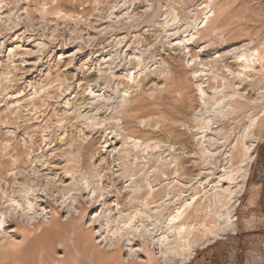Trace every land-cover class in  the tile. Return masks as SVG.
Wrapping results in <instances>:
<instances>
[{"label":"rangeland","instance_id":"obj_1","mask_svg":"<svg viewBox=\"0 0 264 264\" xmlns=\"http://www.w3.org/2000/svg\"><path fill=\"white\" fill-rule=\"evenodd\" d=\"M207 1L0 0V169L12 170L0 177V209L21 219V206L41 200L48 229L23 264L49 263L54 249L64 264H264V77L248 95L233 76L244 44L264 53V0H213L205 29L196 9ZM133 105L130 138L122 118ZM223 177L244 186L235 208L218 205ZM174 217L183 237L169 230Z\"/></svg>","mask_w":264,"mask_h":264},{"label":"bare ground","instance_id":"obj_2","mask_svg":"<svg viewBox=\"0 0 264 264\" xmlns=\"http://www.w3.org/2000/svg\"><path fill=\"white\" fill-rule=\"evenodd\" d=\"M213 0H209L207 1L206 3H204V7L203 5L199 6V8L196 9L197 12H199V10H203L202 12V19L199 23V26H201V24L204 26L202 28H205V29H208V26L210 25L209 22H210V18L213 17V12L212 10L210 9V4L212 3ZM199 15V14H198ZM197 15V16H198ZM196 16V14H194V17ZM199 17V16H198ZM196 18V17H195ZM194 18V19H195ZM198 19H196L195 21L197 22ZM193 21V22H195ZM199 22V21H198ZM212 24V23H211ZM190 27V25H189ZM207 27V28H206ZM212 27V26H211ZM186 28V27H185ZM201 28V27H200ZM213 28V27H212ZM196 29V26L194 25L193 27V31H197ZM201 30V29H199ZM211 30V29H210ZM185 31V30H184ZM214 31V30H212ZM186 32V31H185ZM199 32V31H198ZM195 32L193 35V38L190 39L189 38V35L187 36L186 40L182 41V46L186 47L185 49H189L190 46H195L199 41L200 39L202 38H199V34L200 32ZM241 32V31H240ZM187 33V32H186ZM192 33V32H191ZM203 33V32H202ZM213 33V32H212ZM214 36V35H213ZM204 38V37H203ZM185 39V38H184ZM191 41H193L191 43ZM202 41V40H201ZM257 41V40H256ZM202 44V43H201ZM204 44V43H203ZM209 44V43H208ZM253 43L252 42H249V44H244V52L245 53H242L241 55L237 56L235 58V63L238 65V67L241 69H237V70H240L239 72L233 74V76L235 77V82H240V85L244 86L243 87V90L245 89V87H249L250 90H249V94L253 93L257 88L259 89L260 87V83H261V78L264 77V53L260 52L259 50H251L249 49L250 46L252 45ZM254 45V44H253ZM209 48V47H208ZM109 50V49H108ZM207 47L206 49L204 48L203 52H207ZM192 52V50L190 51ZM196 53V52H195ZM111 54V53H110ZM193 54V53H192ZM194 55V54H193ZM192 56V55H191ZM198 59V58H197ZM222 59V58H221ZM234 59V58H233ZM233 61V60H232ZM208 63V62H207ZM229 63V62H228ZM211 64V63H210ZM235 65V64H234ZM113 66V65H112ZM229 66V65H228ZM228 66H226L228 68ZM226 68V69H227ZM227 70H230V69H227ZM232 70V69H231ZM234 72L235 69H233ZM233 73V72H232ZM231 73V74H232ZM232 76V75H231ZM261 77V78H260ZM111 81V80H110ZM169 83L173 84V88L178 90L181 94L184 95V97L186 98L188 96V92H187V89H186V84H184L182 82V80L180 79V77L176 76L175 74H172L170 79L168 80ZM167 81V82H168ZM248 83H250L249 85H247ZM172 86V85H171ZM116 89V88H115ZM171 89V88H170ZM169 90V88H168ZM21 93V92H20ZM51 95V94H50ZM240 96V95H239ZM57 97V96H56ZM58 98V97H57ZM241 98V96H240ZM250 98V97H249ZM184 99V98H182ZM138 100V99H137ZM243 100V99H242ZM136 101V100H135ZM245 101L247 102L246 105H249V106H257V103L254 102V101H248V98L246 97L245 98ZM138 103V102H137ZM140 103V102H139ZM184 103V102H183ZM259 103V102H258ZM133 104V103H132ZM261 104V103H260ZM81 105V104H80ZM155 105V104H154ZM93 106V105H92ZM135 106V105H133ZM140 105H138L137 107L135 106V108H132L130 110H127L125 112V114H123V118L122 120L124 121V127H123V131L126 135V137H133V136H129V135H133V133L135 132L134 130L132 131L133 133H131V124H133V122H135L136 120H138L136 117V115L138 116L137 113H135V115H133V111L135 112V110L137 111L138 110V107ZM144 106V105H143ZM259 106V105H258ZM131 107V105L129 106ZM142 107V106H141ZM76 108V107H75ZM141 109V108H140ZM139 109V110H140ZM107 110V109H106ZM143 110H145L143 108ZM161 111V110H160ZM146 112V111H145ZM143 114V113H142ZM141 116V115H139ZM238 116V115H237ZM147 117V116H146ZM107 121V120H106ZM65 122V121H64ZM98 123L99 121H95L94 120V123ZM135 124V123H134ZM133 124V125H134ZM59 125V124H58ZM71 125V124H70ZM100 127V126H99ZM136 128V127H134ZM83 133V132H82ZM135 134V133H134ZM138 134V133H137ZM89 139V138H88ZM91 139V138H90ZM71 141V140H70ZM126 142V141H125ZM106 143V142H105ZM94 143H89V147L85 150V157L86 159L89 157L91 158V160H94L96 159V150H94ZM88 146V145H87ZM10 150V149H9ZM98 150V149H97ZM249 151V149H248ZM1 156V155H0ZM9 157V156H8ZM3 158V157H1ZM16 159V158H15ZM12 161V160H11ZM228 161V160H227ZM14 162V161H13ZM93 162V161H92ZM17 163V162H16ZM7 167L9 164H5ZM16 165V164H14ZM18 165V164H17ZM5 166L6 169H4L5 171L3 172V170L0 169V177L4 178V175L6 176L7 174H9L12 170H10L9 168H7ZM4 168V167H2ZM62 170V169H61ZM123 173V171H122ZM8 176V175H7ZM126 176V175H125ZM242 180L240 181L243 185H245V181L247 179V173L245 175H243L242 177ZM8 179V178H7ZM10 181V180H9ZM192 181V180H191ZM230 179L229 178H225L223 177L222 178V182L225 183V184H228L227 188H222V190L220 191L219 194H217V192H219L218 190L216 191L215 189V192H216V195H218V197H220V194H221V198L223 195H227L226 197V200L225 201H228V203L226 204V202L224 201V199H222L223 201L217 200L218 202V205H220V207L224 208L225 206L227 207V205H231L233 204V208L236 207V205L239 203V199L241 198L242 196V191H243V188L244 186L236 189V187H232L231 184H229L230 182ZM8 182V181H7ZM221 182V181H220ZM229 182V183H228ZM213 189V188H212ZM239 189H241L240 191H238ZM94 190V189H93ZM97 192V191H96ZM96 192L94 191L93 192V195L96 197ZM28 193V192H26ZM29 194V193H28ZM215 194V193H214ZM56 197V196H55ZM46 198V197H45ZM217 199H220V198H217ZM30 200V199H29ZM14 201V200H13ZM41 202V200H39ZM38 201V202H39ZM94 201V200H93ZM99 201V200H98ZM97 201V202H98ZM11 202V201H10ZM37 203H35L34 205V201L32 202H27V208L25 205L21 206L23 212L25 213L26 210H28V213H25V214H22V218L18 219V218H12V216L9 214V212H11V210L8 209V211H5L3 209H0V264H23L25 262H30V260L34 261V257H35V252L33 250V248L35 247V244H36V240H35V236L39 233H41V231H44L45 229V232L48 230L47 227H45V225H43L39 220L38 218L36 217L37 216V212L38 211H42V213H44L46 211V208L44 207V205H39ZM225 202V203H224ZM17 203V202H16ZM120 203V202H119ZM224 203V204H223ZM217 205V204H216ZM20 205H18L17 203V207H19ZM13 208V207H12ZM20 208V209H21ZM49 209V216H50V219H51V223H59V218L57 217V215L59 214L57 209L53 208V207H50L48 206L47 207ZM221 208V209H222ZM218 209V208H217ZM73 210V209H72ZM75 210V209H74ZM73 210V212H74ZM220 210V209H219ZM73 212H70L69 211V218L74 220V214ZM30 213H32L31 215L33 217H30L31 219V225L27 226V225H24L22 224L23 223V219L25 217H28L30 215ZM80 208L78 209L77 211V214H80ZM13 214V213H12ZM15 215V214H14ZM13 215V216H14ZM48 216V215H47ZM21 217V216H20ZM95 217V216H94ZM215 219L217 220V222H221V221H224V224H226L227 227H225V229H222L224 230V232L226 233L227 231H230V229L232 228L233 231L235 229V223L237 222V219H235V216L230 218L228 216L227 213H224L220 210L219 213L215 214ZM190 218V217H189ZM207 218V217H206ZM178 218L177 217H174V219L170 222L171 226L172 225H175V224H172L174 223ZM179 220V219H178ZM185 220V219H184ZM76 221V220H75ZM118 222V221H117ZM182 222V221H181ZM213 222V221H212ZM216 222V221H215ZM95 221H91V224L90 226L93 227ZM107 223H110V220L108 219L107 220ZM179 223V222H178ZM212 224V223H211ZM221 224V223H220ZM186 225V224H185ZM185 225L183 224H179V226H172L169 228V230H172L173 231V234L175 233L176 235L178 236H182L185 234L186 232V228ZM51 226V225H50ZM202 226V225H201ZM214 226V224H213ZM58 227V226H57ZM208 227H209V224H208ZM229 227V228H228ZM210 228V227H209ZM207 229V228H206ZM231 229V230H232ZM95 229H93L91 232H94ZM168 230V231H169ZM50 231V230H49ZM207 231H209L207 229ZM64 232V231H63ZM101 230L98 231V233H100ZM148 232V231H147ZM49 233V232H48ZM88 234V233H87ZM97 234V233H96ZM95 234V235H96ZM93 235V234H92ZM100 235V234H99ZM212 235V234H211ZM219 236V235H218ZM62 237V236H61ZM214 238L213 239H216L217 235L213 236ZM108 238V237H107ZM184 239V238H183ZM60 241L63 242L62 238L60 239ZM152 241V240H151ZM195 241V240H194ZM213 241V240H212ZM54 242V241H53ZM62 242H58L60 244V246H62ZM131 242V241H130ZM210 243V242H209ZM97 244V243H95ZM208 247L211 245V244H206ZM93 246V245H92ZM95 246V245H94ZM97 247V246H95ZM204 247V246H203ZM207 248V247H206ZM94 249V248H93ZM101 249V248H100ZM195 249V248H194ZM97 251V250H96ZM129 251V250H128ZM140 251V250H138ZM137 251H135L133 248L130 249V257L133 256L135 257V253ZM167 252V251H166ZM52 253V252H50ZM97 253V252H96ZM100 254V253H99ZM98 254V255H99ZM115 254V253H114ZM118 254H115L111 257H116ZM196 255V251L195 250H192L186 257L185 261L187 263H190L194 257ZM37 256V255H36ZM102 257V255H101ZM97 258L99 259V256H97ZM96 258V259H97ZM122 259V258H121ZM131 259V258H130ZM47 261L51 260V262H43L41 264H64L66 261H67V256H66V253L60 249H54V252L52 254V256L49 257V255L47 256ZM106 260V259H105ZM114 260V259H113ZM43 261V260H42ZM124 262V261H123ZM120 263V262H119ZM122 263V262H121ZM145 263V262H144Z\"/></svg>","mask_w":264,"mask_h":264}]
</instances>
